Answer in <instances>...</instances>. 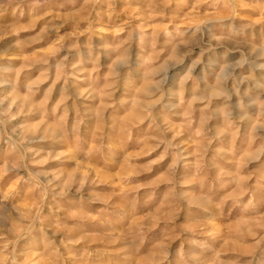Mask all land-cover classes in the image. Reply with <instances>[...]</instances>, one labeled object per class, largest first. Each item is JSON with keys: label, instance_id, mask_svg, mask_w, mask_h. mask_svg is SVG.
Segmentation results:
<instances>
[{"label": "rangeland", "instance_id": "374dc122", "mask_svg": "<svg viewBox=\"0 0 264 264\" xmlns=\"http://www.w3.org/2000/svg\"><path fill=\"white\" fill-rule=\"evenodd\" d=\"M0 264H264V0H0Z\"/></svg>", "mask_w": 264, "mask_h": 264}]
</instances>
